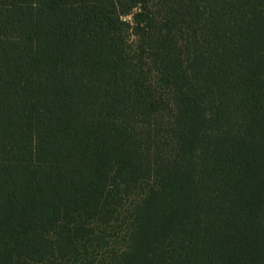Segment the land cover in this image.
<instances>
[{
  "label": "trees",
  "instance_id": "16d2710c",
  "mask_svg": "<svg viewBox=\"0 0 264 264\" xmlns=\"http://www.w3.org/2000/svg\"><path fill=\"white\" fill-rule=\"evenodd\" d=\"M0 264H264V0H0Z\"/></svg>",
  "mask_w": 264,
  "mask_h": 264
},
{
  "label": "rangeland",
  "instance_id": "374dc122",
  "mask_svg": "<svg viewBox=\"0 0 264 264\" xmlns=\"http://www.w3.org/2000/svg\"><path fill=\"white\" fill-rule=\"evenodd\" d=\"M155 42H156V44H162V43L166 44L165 41L158 40L157 38H155L154 43H155Z\"/></svg>",
  "mask_w": 264,
  "mask_h": 264
}]
</instances>
